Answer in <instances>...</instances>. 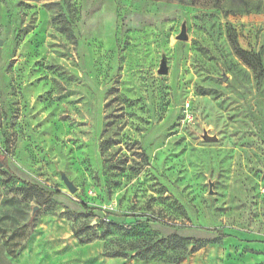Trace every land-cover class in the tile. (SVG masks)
I'll return each instance as SVG.
<instances>
[{
	"label": "rangeland",
	"instance_id": "obj_1",
	"mask_svg": "<svg viewBox=\"0 0 264 264\" xmlns=\"http://www.w3.org/2000/svg\"><path fill=\"white\" fill-rule=\"evenodd\" d=\"M0 40L17 264H264V0H0Z\"/></svg>",
	"mask_w": 264,
	"mask_h": 264
},
{
	"label": "crops",
	"instance_id": "obj_2",
	"mask_svg": "<svg viewBox=\"0 0 264 264\" xmlns=\"http://www.w3.org/2000/svg\"><path fill=\"white\" fill-rule=\"evenodd\" d=\"M31 254L28 251L23 252L21 256V261L23 264H40L37 262L35 256L34 258L30 257ZM32 258V259H31ZM0 264H17L15 257L10 253L9 247L6 246L3 239L0 237Z\"/></svg>",
	"mask_w": 264,
	"mask_h": 264
},
{
	"label": "water",
	"instance_id": "obj_3",
	"mask_svg": "<svg viewBox=\"0 0 264 264\" xmlns=\"http://www.w3.org/2000/svg\"><path fill=\"white\" fill-rule=\"evenodd\" d=\"M188 37H189V34H188V32H187V26H186V23H183V25H182V29H181V33H180V35L178 36V38L181 39V40H186V39H188ZM1 43H2V41L0 40V44H1ZM167 71H168V67H167V65H165V63H164V61H163V63L161 64L160 73H167ZM223 80H227V76H225V77L223 78ZM204 138H205L206 140H216V139H217L216 136H212V135H209V134H207V133L204 135ZM0 166H1V163H0ZM62 177H63V179H64L66 185L69 187V189H70L72 192H75V191H76V187H75V185L73 184V182H72L71 180H69V178H68L64 173L62 174Z\"/></svg>",
	"mask_w": 264,
	"mask_h": 264
}]
</instances>
